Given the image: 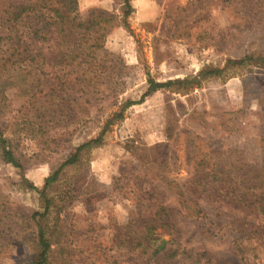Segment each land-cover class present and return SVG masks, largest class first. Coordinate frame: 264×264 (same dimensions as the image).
Listing matches in <instances>:
<instances>
[{
    "label": "rangeland",
    "instance_id": "374dc122",
    "mask_svg": "<svg viewBox=\"0 0 264 264\" xmlns=\"http://www.w3.org/2000/svg\"><path fill=\"white\" fill-rule=\"evenodd\" d=\"M76 1L82 19L94 8L117 18L91 67L105 68L97 78L62 61L59 40L27 27L10 63L0 40V128L22 166L0 151V264L36 263L41 233L50 243L46 264H170L153 255L162 234L142 239L143 223L161 224L162 209L167 247L186 264H243L234 243L242 237L264 264V237L255 234L264 216L229 202L221 188L191 193L223 153L258 151L264 0H129L127 26L124 0ZM23 51L31 61L18 59ZM149 79L176 84L147 95ZM127 103L102 145L85 149L42 197L46 179Z\"/></svg>",
    "mask_w": 264,
    "mask_h": 264
},
{
    "label": "trees",
    "instance_id": "16d2710c",
    "mask_svg": "<svg viewBox=\"0 0 264 264\" xmlns=\"http://www.w3.org/2000/svg\"><path fill=\"white\" fill-rule=\"evenodd\" d=\"M127 11L124 15L123 26H127L125 22L126 17L129 16L131 8L129 0H124ZM116 16L101 12L99 9H91L85 19L79 14L78 4L76 0H2V7L0 8V27L6 30L0 31V40L2 45L6 47L3 51V58L5 63H10L16 57L13 44L20 42L21 37L19 28L27 27V31L33 35L41 33L49 39V41L59 40L64 49L60 52V59L73 63L77 67H82L83 76L87 77L86 73L93 74L92 78H97L100 73L99 69H105L103 66L95 67V71L91 70L93 63L105 53V40L110 32L115 27ZM42 22L41 27L39 26ZM33 30V32H31ZM18 39V40H17ZM11 41V43H9ZM18 42V43H17ZM25 43V42H24ZM11 53L7 56V54ZM25 57L17 55L22 62H29L32 59L31 53L23 51ZM106 74H108L106 72ZM176 82L168 81L166 83H156L149 79V90L146 93L150 95L159 89L171 88ZM132 106L127 103L121 112L116 113L112 119L106 124L103 131L94 139L87 141L85 144L79 146L75 153L68 157L62 165L48 177L45 181L43 190L40 192L41 196H45V190L48 186L54 183L65 167L76 164L80 160L81 153L93 147H99L103 143V138L110 124L114 120H122L124 112L127 108ZM0 128V151L2 159L15 167L22 166L15 159L11 149L6 146V139L3 137ZM230 152L223 153L219 160L208 165L210 172L206 177L195 178L193 181L191 193L200 198L202 194H209L210 189L214 187L221 188L225 195V199L235 205H239L249 211L255 212L264 216V135L258 140V151L252 156L246 155L244 151L237 152L236 156H230ZM200 192V193H199ZM178 201L184 205L186 202L184 193L178 191ZM197 204V203H196ZM193 207L196 214H203L199 206ZM163 217L156 221L147 219L142 225V239L152 242V237L158 233L161 235V242L159 247H156L153 255L162 254V258L170 262V264H186L177 248L170 249V241L166 239L168 235H172L171 228L168 225L165 217H167L165 210L162 209ZM168 227V228H167ZM158 230V231H157ZM160 230V231H159ZM255 234L264 237V230L256 229ZM257 241H261L258 248L262 249L264 240L259 236ZM235 250L241 256L243 264H257V255H249L248 249L251 245H245V239L237 238L235 241ZM39 245L41 252L38 261L34 264H46L48 261V253L50 250V243L44 234H40ZM150 247V246H148ZM264 251V248L262 249ZM190 253V252H189ZM190 259V254L183 253ZM189 264H208L199 258L192 259Z\"/></svg>",
    "mask_w": 264,
    "mask_h": 264
}]
</instances>
